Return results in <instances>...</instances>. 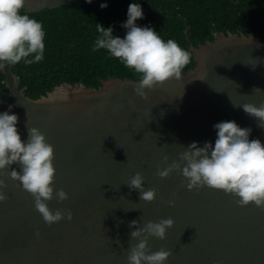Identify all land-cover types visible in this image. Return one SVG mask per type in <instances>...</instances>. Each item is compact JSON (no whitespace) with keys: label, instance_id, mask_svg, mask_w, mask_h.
<instances>
[{"label":"water","instance_id":"obj_1","mask_svg":"<svg viewBox=\"0 0 264 264\" xmlns=\"http://www.w3.org/2000/svg\"><path fill=\"white\" fill-rule=\"evenodd\" d=\"M214 36L190 44L195 65L181 80L146 90V98L134 92L138 80L108 77L98 87L63 82L33 99L11 65L1 68L8 91L0 111L14 105L22 139L36 127L54 146L55 188L68 198L47 203L53 211L70 209L73 219L46 223L34 196L6 169L0 175L7 195L0 202V264H128L139 242L129 223L143 227L168 218L174 224L166 238L148 239L150 252H171L166 264H264V208L241 206L221 189L189 190L176 171L167 178L157 174L193 141L214 144L213 125L220 121L251 127L250 139L264 143V128L240 108L264 104V92L253 91L264 89V39L221 31ZM60 86L67 97L56 92L53 100L41 99ZM13 167L21 170L18 163ZM137 172L145 190H156L155 200H142L128 187Z\"/></svg>","mask_w":264,"mask_h":264},{"label":"clouds","instance_id":"obj_2","mask_svg":"<svg viewBox=\"0 0 264 264\" xmlns=\"http://www.w3.org/2000/svg\"><path fill=\"white\" fill-rule=\"evenodd\" d=\"M87 2L92 3L93 0ZM108 6L107 2L100 4L101 8ZM23 7L24 0H0V68L22 60L25 64H32L44 58L43 26L35 18L21 14ZM144 18L142 5L130 3L127 19L121 23V27L126 29L124 36L116 35L114 26L97 23L98 36L92 49L107 50L111 56L119 58L125 67L139 73L134 92L142 98H146V90L158 84L162 85L173 78L181 80L182 69L190 61V52L181 48L175 40L165 41L154 27L137 23ZM253 91L259 93L264 89L254 86ZM56 92H63L67 97V92L60 86L41 99L53 100ZM13 107L9 105L7 110L0 111V175L11 168L10 177L20 181L23 189L34 196L35 208L49 225L65 217L72 220L70 209L53 211L47 203L54 197L60 201L68 198L64 189L57 191L55 188L54 146L36 127L27 128V138L22 139L18 130L19 116L12 111ZM240 108L255 117L258 126L264 128V104L256 106L244 103ZM213 128L216 130L214 144L205 141L201 145L193 141L180 153L179 160L159 169L157 174L167 178L176 171L185 178L189 190L205 186L221 189L238 197L237 203L241 206L254 202L256 206L264 208V143L260 139H250L251 127H241L235 120L217 122ZM164 161L167 163V156ZM17 163L21 170L13 167ZM127 185L131 190L138 191L142 200L151 202L156 199L155 189L145 190V178L140 172L132 176ZM5 187V180L0 179V202L7 199ZM169 203L174 205L175 201L170 200ZM173 224L171 218L149 221L143 227L139 226V221H131L129 228L133 230L130 236L139 242L132 245L128 264H166L171 252L163 249L150 252L148 239L152 236L166 238L167 229Z\"/></svg>","mask_w":264,"mask_h":264},{"label":"trees","instance_id":"obj_3","mask_svg":"<svg viewBox=\"0 0 264 264\" xmlns=\"http://www.w3.org/2000/svg\"><path fill=\"white\" fill-rule=\"evenodd\" d=\"M104 2L107 8L100 7ZM133 2L140 3L145 13V18L137 21L139 25L154 27L165 41L173 39L190 52L182 73L195 65L190 44L213 41L216 31L254 34L264 39V0H63L38 10L22 8L21 14L35 18L45 31L43 60L11 65L25 95L37 99L63 82L98 87L108 77L139 80V73L125 67L107 50H92L98 36L97 23L114 26L115 34L124 36L126 29L121 23ZM5 80L0 68V103L8 91Z\"/></svg>","mask_w":264,"mask_h":264},{"label":"rangeland","instance_id":"obj_4","mask_svg":"<svg viewBox=\"0 0 264 264\" xmlns=\"http://www.w3.org/2000/svg\"><path fill=\"white\" fill-rule=\"evenodd\" d=\"M63 0H26L24 1L25 10H38L46 6H56Z\"/></svg>","mask_w":264,"mask_h":264}]
</instances>
